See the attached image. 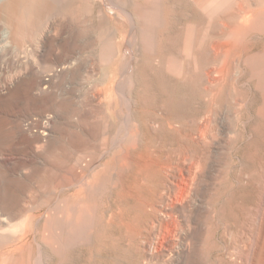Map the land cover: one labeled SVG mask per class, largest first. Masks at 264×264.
<instances>
[{
	"label": "rangeland",
	"instance_id": "rangeland-1",
	"mask_svg": "<svg viewBox=\"0 0 264 264\" xmlns=\"http://www.w3.org/2000/svg\"><path fill=\"white\" fill-rule=\"evenodd\" d=\"M22 6L0 2V264H264V0Z\"/></svg>",
	"mask_w": 264,
	"mask_h": 264
},
{
	"label": "bare ground",
	"instance_id": "bare-ground-1",
	"mask_svg": "<svg viewBox=\"0 0 264 264\" xmlns=\"http://www.w3.org/2000/svg\"><path fill=\"white\" fill-rule=\"evenodd\" d=\"M34 1L36 2V1H42V2H44L45 3V0H23V6H22V9L17 13V15L16 14H14L15 16H14V18L15 19H18V20H20V25H21V27H27V28H29L30 27V24H29V22H30V16H31V12L30 11H28L26 8L28 7L29 8V6H28V3H33L34 4ZM195 1H197V2H202V3H204V5H207L208 7L209 6H212V8H211V10L212 9H214V8H216L217 6H219L220 4H222V2L224 1V0H195ZM0 2H2L3 4H4V6H6L8 3H10L11 2V0H0ZM115 4V2L113 3V2H110L109 3V5L110 6H112V7H117V8H119V6L121 5V4H117V5H114ZM240 5V4H239ZM8 7V6H7ZM26 7V8H25ZM102 7V6H101ZM116 8V9H117ZM218 8V7H217ZM216 8V9H217ZM239 8H240V6H239ZM9 9V8H8ZM102 9V8H101ZM101 9L97 12L98 14H99V16L100 17H103V18H106L107 16H106V14L105 13H103L102 11H101ZM104 9H105V7H104ZM98 10V9H97ZM242 10V9H241ZM105 11V10H104ZM121 12H123V10L121 11ZM211 12V11H210ZM244 13H245V11H244ZM2 14V13H1ZM126 14V13H125ZM128 15V14H127ZM148 16V20L151 18L150 16V14H148L147 15ZM251 16V15H250ZM63 17V16H62ZM130 17V16H129ZM65 18V17H64ZM56 20V19H55ZM58 20V19H57ZM60 20V19H59ZM64 20V19H63ZM243 20H244V18H243ZM152 21V20H151ZM53 22H54V19H48L47 20V24H46V28H45V30L41 33V37H43V40H41L40 41V46H42L43 47V51L39 54V55H44V53H47L49 50L47 49V48H45L46 46L44 45V43H45V41H47L46 39H48V37H49V33H50V28L52 27V24H53ZM59 22V21H58ZM60 22H61V20H60ZM263 22V17L261 16V14H257V15H254V16H252V23L250 24V26L252 25V26H254V27H258V28H261V23ZM151 23V22H150ZM153 23V22H152ZM243 23V22H242ZM248 23V22H247ZM13 24V23H12ZM65 24L66 23H64V22H61V26H62V29H65L66 30V28H65ZM13 27V26H12ZM247 27H249V26H247ZM246 26H244V24L243 25H240V26H237V27H235L234 29H232L231 30V33H232V35H233V38L231 39V41L229 42V45H228V48L226 49V53H229V52H231L232 50H234L236 47H237V45H239L240 44V41L243 39V37H244V35H245V33H246V28H247ZM14 31V30H13ZM20 31V30H19ZM21 32V31H20ZM9 37H11L10 36V30L8 29V28H6V27H3L1 30H0V53L2 52V50L7 46V44L9 43ZM111 40V39H110ZM134 40V39H133ZM107 44V43H106ZM107 50H109V52H110V54L109 55H106V56H103V59L104 60H107V59H110V57L114 54V46H112V45H110L108 48H107ZM219 50V49H218ZM68 54V53H67ZM71 54V53H70ZM61 58H62V56H60ZM65 57V56H64ZM68 57V56H67ZM67 57L66 58H63V59H67ZM58 58V57H57ZM61 58H59V59H61ZM56 59V58H55ZM69 59V58H68ZM67 59V60H68ZM58 60V59H57ZM56 60V61H57ZM66 60V61H67ZM72 60V59H71ZM70 60V61H71ZM75 60L76 59H73V61L75 62ZM58 62V61H57ZM61 62V61H60ZM73 62V63H74ZM66 63V62H65ZM59 64V63H58ZM69 64H71L72 65V63H69ZM70 65V66H71ZM70 66H68V64H62L61 65V67L59 68V70H56V69H53V71H51L50 73H48V74H40V75H38V77H37V89H41V88H43V89H47V88H49L50 86H51V84H52V81L54 80V78L56 79V77H58L59 75L61 76V74H63V72L68 68V67H70ZM72 67V66H71ZM29 69V68H28ZM70 69V68H69ZM257 70H259V71H262L263 69H264V66H262V67H257L256 68ZM55 70V71H54ZM32 72H33V70H32ZM33 74V73H32ZM59 76V77H60ZM18 79H19V77L18 76H16V77H14L13 79H10V80H8V81H6V82H4L1 86V90H7L10 86H13L15 83H17V81H18ZM9 90V89H8ZM99 90V89H98ZM100 95V94H99ZM98 96V95H97ZM113 98V97H112ZM112 103V102H111ZM96 104V103H95ZM99 104V103H98ZM101 104V103H100ZM30 125H32L31 123H29ZM27 125L26 126V129L27 130H31L33 127L32 126H30V125ZM32 127V128H31ZM39 130H40V128H38ZM43 130V133H44V129H42ZM41 130V131H42ZM46 130V129H45ZM32 131V130H31ZM40 131H38V133H39ZM45 134V133H44ZM41 135V134H40ZM43 135V134H42ZM44 136H46V135H44ZM34 137H36V135L34 136ZM75 140H77V139H75ZM78 144V143H77ZM123 154V155H122ZM121 154V158L119 157V159H121V164L122 165H128V164H131L133 161H132V158L131 157H133V156H130L129 155V151L127 152V150L125 151V152H123ZM135 159V158H134ZM137 160V159H136ZM135 160V161H136ZM118 161H120V160H118ZM134 161V162H135ZM144 161V160H143ZM148 161V160H147ZM141 162V161H140ZM139 163V162H138ZM149 163V162H148ZM147 163V164H148ZM144 164V163H143ZM146 164V163H145ZM146 164V165H147ZM157 164V163H156ZM133 165V164H132ZM134 165H136V162H135V164ZM149 165V164H148ZM151 166H152V164H150ZM153 165H154V163H153ZM96 166V165H95ZM90 167V166H89ZM142 167V166H141ZM144 167V166H143ZM150 167V166H149ZM128 168V167H127ZM126 168V169H127ZM145 168V167H144ZM143 168V169H144ZM151 168V167H150ZM158 168V167H157ZM161 169H162V167H160ZM165 168V167H164ZM93 169V168H92ZM141 169V168H140ZM147 169H149V168H147ZM159 169V168H158ZM161 169H159V170H161ZM187 169V168H186ZM86 170V169H85ZM88 170V169H87ZM177 170V169H176ZM140 171V170H139ZM141 171H142V169H141ZM145 171V170H144ZM162 171V170H161ZM163 171H164V169H163ZM116 175V174H115ZM79 177L80 176H77V174L76 173H74V171L73 172H71L70 173V181H71V183H77V181L79 180ZM81 178V177H80ZM81 180V179H80ZM79 180V181H80ZM181 180V179H180ZM78 181V182H79ZM88 181V180H87ZM81 182V181H80ZM187 182V181H186ZM82 184H84L83 183V181H82ZM140 186V185H139ZM194 186V185H193ZM124 190V189H123ZM131 190V189H130ZM129 191V190H128ZM75 192H77V191H75ZM86 192V191H85ZM130 192V191H129ZM188 192V191H187ZM84 193V192H83ZM131 193V192H130ZM188 196V195H187ZM2 197V196H1ZM189 198V197H188ZM5 200V199H4ZM151 201V200H150ZM150 201H148L149 203H150ZM147 203V202H146ZM156 204V203H155ZM178 206V205H177ZM148 207V206H147ZM164 209V208H163ZM168 209V208H167ZM73 210V209H72ZM174 210V209H173ZM76 211V210H75ZM74 211V213L76 214V212ZM78 211V210H77ZM166 210H164L163 212L164 213H166L165 212ZM80 212V211H79ZM88 212V211H87ZM86 212V213H87ZM168 212V211H167ZM78 213V212H77ZM81 213H83V212H81ZM86 213H84V214H86ZM162 213V212H161ZM174 213V212H173ZM1 214H2V212H1ZM167 214H170V212L169 213H167ZM166 214V215H167ZM80 215V214H79ZM163 215V214H162ZM1 216V215H0ZM2 216H3V214H2ZM5 216V215H4ZM78 216V215H77ZM78 218V217H77ZM163 218V217H162ZM163 219H165V218H163ZM2 219H0V221H1ZM4 220V219H3ZM77 221V220H76ZM174 221V220H173ZM175 222V221H174ZM53 225V224H52ZM177 225V224H176ZM162 226V225H161ZM174 227V226H173ZM169 229V228H168ZM172 230V229H171ZM75 231V230H74ZM177 231V230H176ZM175 231V232H176ZM184 231V230H183ZM90 233V232H89ZM180 234V233H179ZM166 235V234H165ZM157 236V235H156ZM178 237H180V236H178ZM173 239V238H172ZM178 239V238H177ZM132 242V241H131ZM21 244V243H20ZM163 244V243H162ZM18 245V244H17ZM164 245V244H163ZM59 247V246H58ZM21 248V245H18V246H15L11 251L12 252H14V251H17V250H19ZM9 249V248H8ZM164 249V248H163ZM59 250V249H58ZM3 253V252H2ZM8 253V252H7ZM6 253V254H7ZM3 260V259H2ZM1 260V261H2ZM6 260V259H5ZM17 262V261H16ZM20 262V261H19ZM18 262V263H19ZM1 263H3V262H1ZM17 263V264H18ZM12 264H14V262L12 263ZM20 264V263H19Z\"/></svg>",
	"mask_w": 264,
	"mask_h": 264
}]
</instances>
